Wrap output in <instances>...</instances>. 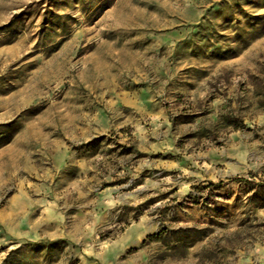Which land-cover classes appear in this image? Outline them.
Here are the masks:
<instances>
[{"label": "rangeland", "instance_id": "1", "mask_svg": "<svg viewBox=\"0 0 264 264\" xmlns=\"http://www.w3.org/2000/svg\"><path fill=\"white\" fill-rule=\"evenodd\" d=\"M0 264H264V0H0Z\"/></svg>", "mask_w": 264, "mask_h": 264}]
</instances>
